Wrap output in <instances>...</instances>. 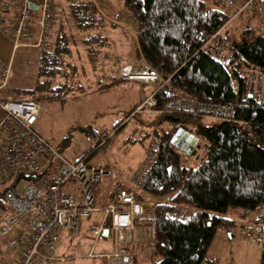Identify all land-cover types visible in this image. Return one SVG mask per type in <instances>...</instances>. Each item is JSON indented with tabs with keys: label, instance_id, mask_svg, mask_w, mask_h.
Returning <instances> with one entry per match:
<instances>
[{
	"label": "trees",
	"instance_id": "trees-1",
	"mask_svg": "<svg viewBox=\"0 0 264 264\" xmlns=\"http://www.w3.org/2000/svg\"><path fill=\"white\" fill-rule=\"evenodd\" d=\"M59 1L55 0V17L60 35L51 50L38 48L37 82L38 76H53L60 71L67 50L81 55V46L87 45L91 55L88 60L93 64H105L101 57H107L105 49L98 46L96 56L91 54L92 44L98 45L103 38L93 33L99 19L103 20L95 16L93 0H62L61 7ZM123 8L136 21V52L141 66L145 59L169 77L155 93V108H162L178 94L234 106L236 120L160 112L159 127L154 125L152 132L157 137V155L141 188L154 197L170 194L165 201L155 203L151 216L146 218L153 228L151 246L155 258L151 264H215L207 257V249L219 227L234 223L223 213L236 205L246 210L264 208V96H249L248 78L239 72L241 65H255L264 72V32L247 24L239 39L230 37L231 44L225 52L232 56L226 64L200 48L229 19L226 7L211 0H123ZM5 11L7 18H16L14 7ZM0 30L7 35L1 22ZM124 59L117 67L113 64L114 82L122 80L120 71L128 62ZM100 67L107 72V67ZM72 69L79 72L76 65ZM69 76V81L63 82H69L65 90L80 88L82 83L75 88L70 83L74 78ZM25 96L41 100L38 95ZM180 127L206 142L204 154H197V147L193 153L199 159L196 165L186 164L182 150L172 142ZM4 203L1 190L0 205L4 207ZM181 205L195 209L188 211ZM260 215L254 220L260 222ZM122 264L140 263L134 257ZM260 264H264V242Z\"/></svg>",
	"mask_w": 264,
	"mask_h": 264
},
{
	"label": "built area",
	"instance_id": "built-area-1",
	"mask_svg": "<svg viewBox=\"0 0 264 264\" xmlns=\"http://www.w3.org/2000/svg\"><path fill=\"white\" fill-rule=\"evenodd\" d=\"M30 1L37 3V7H31ZM212 1L232 9V17L243 12L257 14L259 26L264 28V0ZM0 6L2 29L12 38L15 48L21 45L46 50L53 48L59 30L55 0H1ZM10 7L17 11L13 20L6 17L5 9ZM230 19L231 16L200 46L221 62L227 59L226 47L231 44L225 31ZM239 72L247 76L249 92L259 97V68L255 65L244 66ZM10 73V63L0 59V88L6 85ZM120 77L122 80L157 82L135 107L138 112H186L209 120H236L233 104L202 100L187 94H178L166 101L162 108H155V93L169 77L162 75L145 59L140 68L131 62L125 63ZM0 108V191H4V199L9 206V214L0 224V233L12 236L8 240L11 247L25 244L14 264H51L61 258L59 231L68 230L76 234L83 219L93 211L101 214L97 221L88 226L93 237L88 256H104V252L96 251L95 247L105 228H109L117 241L129 239L130 235L125 230L133 228L135 221L145 215L144 199L138 197L130 185L119 184L109 192L106 203L96 204L95 185L108 172L107 168L88 163L89 154L74 161L68 159L40 131L38 122L41 120L42 101L30 96L0 95ZM156 155L157 137L152 134L145 146V157L131 179L140 188ZM20 178L29 180L23 188L17 186ZM75 182L78 184L79 200L73 198L68 190L69 185ZM260 217L259 225L257 223L242 231L264 242V212ZM113 253L111 261L105 253V260L108 264H120L124 253L122 250Z\"/></svg>",
	"mask_w": 264,
	"mask_h": 264
},
{
	"label": "rangeland",
	"instance_id": "rangeland-1",
	"mask_svg": "<svg viewBox=\"0 0 264 264\" xmlns=\"http://www.w3.org/2000/svg\"><path fill=\"white\" fill-rule=\"evenodd\" d=\"M95 1L103 8L105 7L113 12H118L123 7V0ZM211 2L214 3L212 0ZM226 10L231 16L226 28L231 39H239L242 36L244 26L247 24H252L257 27L258 31L264 32V28L259 27L256 20L250 17L247 12L232 17V9L226 8ZM127 17L129 20L127 18L121 22H124V26L129 27V22L132 21V18L130 16ZM115 21L120 20L115 19ZM122 33L126 34L127 37L126 31L125 33L122 31ZM126 39V43L130 47V60L128 62L137 66L140 64V60L134 41L131 37ZM92 47L91 54L93 53L92 55L95 57L97 54L95 53L96 45L92 44ZM81 48V55L77 51L79 56L73 53L72 50L65 51V63L60 67V71L53 76H38L39 78L37 77V79L40 82H37L35 75L38 58L37 60L35 58L26 59L28 52L31 55L33 54L31 50H34V47L22 45V47L15 49L14 52H10L11 48H8L6 57L1 55L0 59L9 62L11 58V73L6 85L0 88V95L4 97H22L26 94L40 96L43 116L38 122V127L54 145L62 150L68 159L74 161L89 154L88 163L108 165L111 170V176L121 177L132 187H135L131 176L143 161L147 139L152 134L154 127H159L157 123L160 118V112H138L135 107L147 96L157 82L119 80L113 83L109 89H102L98 86V81L93 75H101V71L104 68L100 66L107 67L108 71L114 70L113 63L99 64V62L94 61V66L88 60L91 55L87 45L84 48L81 46ZM73 63V67L76 65V69L79 72L76 73L75 69H72L71 64ZM244 66L241 65L239 69ZM259 73L260 96H264V72L259 71ZM69 75L74 78V82L70 83L75 88L79 86L78 82L82 83L86 76H89L90 86L85 90L82 89L83 91L74 89L75 92H68L65 89H67L66 86L69 85L67 84L69 82H63L69 81ZM1 114L2 109L0 108ZM194 146L182 151L184 162L188 165H196L199 161L197 156L193 155L192 149L197 147V154H204L206 142L204 139L198 138ZM11 181L12 179L9 182ZM28 182L27 178H20L17 186L23 188ZM73 184V189L78 190L77 182ZM169 195L156 197L148 195L149 204L153 207L155 203L168 199ZM181 207L188 211L195 209L191 205H181ZM262 212H264V208L246 210L239 205L230 206L223 215L233 219L234 223L229 226L219 227L216 230L213 240L207 249V257L215 264H260L263 241L246 235L242 229L255 226L254 219ZM8 214L9 206L5 202L4 207L0 205V224L6 219ZM151 214L152 211L150 216ZM152 229L151 225H145L144 228L142 227L143 233L139 232V237H142L144 232L148 236L147 242L139 247L138 254H136V259L140 264H151L155 258L152 247L149 245L152 240ZM65 232L66 230L59 231V234L64 235L65 238L63 245L68 244V246L70 245L69 248H74L78 244L80 247L83 246L84 250H75L77 255L85 251L89 252L93 238L88 237V233L84 228H80L76 234L72 235L69 233L64 234ZM67 235L68 238L65 237ZM101 240L99 239L96 243V251H103L109 248ZM2 244H4L5 249L10 250L8 243L2 241ZM69 251L73 252L71 249ZM80 259L81 261L69 259L63 262H67L66 264H86L91 261L93 264H104L100 260ZM0 263H6L5 257L1 258Z\"/></svg>",
	"mask_w": 264,
	"mask_h": 264
},
{
	"label": "crops",
	"instance_id": "crops-1",
	"mask_svg": "<svg viewBox=\"0 0 264 264\" xmlns=\"http://www.w3.org/2000/svg\"><path fill=\"white\" fill-rule=\"evenodd\" d=\"M59 2H60L59 4L61 7V5L63 4V1L60 0ZM92 2L95 4V10H96L95 16L103 17V20L101 21L99 19V24L93 28V33H98L103 37V38H100V42H98V45H96V46H98L100 49L103 48L102 51L104 50V48H106L105 52H107L106 53L107 57L102 56L101 58L103 59V61L105 63L110 62V63L115 64V66L117 67V63L126 61L124 59L125 57H126L127 61L130 60V56H129V48L130 47L126 43L127 37L132 38V40L134 41V44H135L136 51L138 50L137 34H136V21L129 14V12L127 10H125L123 7L118 12H116V11L113 12V11H110L109 9H107L105 7L103 8L102 6L97 4L96 1L94 2V0ZM248 15L250 17L254 18L256 20L257 25L259 26L258 16L254 15V14H250V13H248ZM127 16H130L132 18V21L129 22V27L124 26L125 25L124 22H121L122 20L127 19L128 18ZM115 19H118L120 21H115ZM128 20H129V18H128ZM122 31H124V33H125V31L127 32V37H126V34L122 33ZM19 47L15 48L13 46L12 40L0 30V57H1V55H4L6 57V55L8 53V48H11L10 52L11 51L14 52V50L19 48ZM21 47H22V45H21ZM31 52H33L32 55H31V53L29 54V52L26 54V59L35 58L37 60L38 48L34 47V50L32 49ZM9 60H10L9 62L8 61H4V62L10 63V66H11V58ZM142 62H143V59H142ZM137 66L140 67L141 64H138ZM137 66L135 64L136 68H137ZM116 67L114 69H116ZM114 73H115V71L113 69L108 71V68H107V72L104 73V71H101V75H97V76L93 75V76L98 81L97 82L98 86L100 84H105V86L102 89L107 90L112 85V84H110L111 82L115 83L114 81H112L113 77L115 75ZM116 74H118L117 71H116ZM100 79H102V80H100ZM107 84H109V85L106 86ZM89 86H90L89 76H86L85 79L82 81V85H80V88H76V89L85 90ZM72 91L75 92L74 89ZM42 116H43V111H41V117L40 118H42ZM104 166L107 168L108 172L106 174L102 175L99 182L95 185V190H94L95 203L98 205L106 203V201L108 199L109 192L116 185H119V184L130 185L125 179H123L121 177L111 176V170H110L109 166L108 165H104ZM131 179H132V176H131ZM73 185L74 184L71 183L69 185L68 190H70L73 198L79 200L80 194H79L78 190L73 189ZM132 188L136 191L137 194H140L141 197L144 199V209H145L146 213H145V215H143L142 217L138 218L135 221V225L133 228L125 230L126 233L130 235L129 239L117 241L114 238V235L111 231L107 235H101L98 238V240L102 239L101 241L104 243V245L106 247H109V248L106 250L100 251V252H104L103 257H92V256H88L87 251H85L79 255L75 254L76 249L84 250L85 248L82 246L84 248L83 249L82 247L79 246V244L76 245L74 248H69L70 245L68 246V244L63 245V243H65V238H64V235L63 236L60 235L61 241H62L61 246H60L61 258L52 261L51 264H66L67 262H63V261L69 260V259L75 260V261L76 260L81 261L80 258L93 259L95 261L100 260L104 264H108V261L105 260V256L107 255V258L110 260L111 254H114L113 252H115L116 250H122V252L124 253L122 255V262H123V260H125L126 257H127V260L134 258V257L136 258V254H138V250L140 249L139 247L142 246L145 242H147L146 241V239L148 237L147 234H145V232H144V235L142 237H139V232L143 233L142 227L144 228L145 225H149L148 224L149 220H147L146 218L149 217V215L151 213L150 209L152 206H151V204H149L150 199L148 198V195L150 196L151 194L144 192L143 189H141L136 184H135V187H132ZM100 214L101 213L99 211H93L90 215L86 216L83 219V221L81 222L80 228L81 229L84 228L87 231V233H88L87 235L89 238L90 237L93 238V237L88 231V226H89V224L93 223L94 221H97L100 217ZM256 224L259 225V222L255 221L254 225H256ZM66 233H69L70 235H72V233L68 230H66V232L64 234H66ZM11 237H12L11 235H10V237H6V235H3L0 233V261H1L2 257H5V261H6V263H0V264H14L15 260L18 258L23 247L25 246V244L17 245L15 247H11L8 245L10 247V250L5 249V246H4V244H2V241L8 243L7 241ZM65 237L68 238V235ZM149 245H151V241L149 242ZM70 249L73 251L72 253L69 251ZM95 249H96V247H95ZM105 253H106V255H105ZM80 261H77V262H80ZM86 264H93V263L90 261Z\"/></svg>",
	"mask_w": 264,
	"mask_h": 264
},
{
	"label": "water",
	"instance_id": "water-1",
	"mask_svg": "<svg viewBox=\"0 0 264 264\" xmlns=\"http://www.w3.org/2000/svg\"><path fill=\"white\" fill-rule=\"evenodd\" d=\"M29 5L31 7H37V3L30 1ZM232 54L228 55L227 59L225 60V63L228 64L229 60L231 58ZM249 96H252V93L249 92L248 93ZM198 139V137H196L192 132H190L188 129H185L183 127H180L177 129V131L174 133L173 138H172V142L178 146L182 151H186L188 148L190 147H194L196 140ZM193 153L195 152L196 149H192ZM259 229V227H258ZM109 232V228H105L103 230V235H107ZM125 260H127V257L125 258Z\"/></svg>",
	"mask_w": 264,
	"mask_h": 264
}]
</instances>
